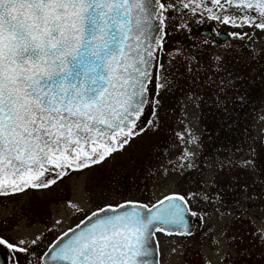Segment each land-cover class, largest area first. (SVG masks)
Listing matches in <instances>:
<instances>
[{"label": "snow or ice", "instance_id": "obj_1", "mask_svg": "<svg viewBox=\"0 0 264 264\" xmlns=\"http://www.w3.org/2000/svg\"><path fill=\"white\" fill-rule=\"evenodd\" d=\"M188 11L239 29L230 33L237 42L251 41L256 30L264 33V0H0V196L50 189L79 176L154 126L161 93L174 86L163 62L168 22L176 19L173 12L183 17ZM246 50L252 59L264 55L254 44ZM167 55L171 66L182 50ZM212 59L213 70L223 71V57ZM200 67L197 62V71ZM188 98L199 100L195 93ZM148 109L153 118L141 126ZM197 142L195 136L188 141ZM234 167L254 164L184 148L175 160L150 170L154 190L146 200H117L122 194L114 191L98 194L103 203L89 194L88 208L66 200L71 218H84L42 252L37 249L62 219L53 218L36 234L0 235V247L8 250L9 264H160L153 259L163 255L157 234L190 237V218L203 222L215 212L220 219L249 220L251 235L264 248V220L257 228L247 215L264 201V188L257 192L255 180L249 185L239 176L227 184L217 180L218 173ZM216 254L221 264L231 260L228 253L217 249ZM204 264L211 261L205 258Z\"/></svg>", "mask_w": 264, "mask_h": 264}, {"label": "rangeland", "instance_id": "obj_2", "mask_svg": "<svg viewBox=\"0 0 264 264\" xmlns=\"http://www.w3.org/2000/svg\"><path fill=\"white\" fill-rule=\"evenodd\" d=\"M180 23L181 20H178L177 25ZM243 31H251V29L245 28ZM263 35L264 33L256 30L252 36L255 48L260 52H264ZM186 43L185 38L176 37L165 48L163 62L166 73H170L169 79L174 81V86L171 91L165 90L161 93L162 103L158 110L156 124L151 128L145 127V131L133 137L122 150L113 153L110 158L100 164L93 165L85 172L80 173L79 176H68L63 181H58L50 189H28L23 194L0 198V235L36 234L44 231L45 224L51 226L53 218L62 219L63 224L56 232L47 235L44 244L37 249L40 251L53 238H56L57 234L62 230L65 231L74 222L65 207L66 200H72L82 207L88 208L90 207L89 194L96 203H103L98 195L102 191H114L122 194L116 197L121 201L123 199L146 200L154 190L150 170H157L169 159L175 160L184 148L202 154V157H216L223 160L231 154L237 161L241 158L250 160L253 162L254 168H225L218 173L217 180L227 184L232 181L234 176H239L241 183L252 185L255 180L257 192L264 188V183H261L264 181V61L262 60L263 63L260 64L256 75V80L259 82L254 91L258 92L253 93L252 91L253 96L244 95L236 99L228 97L220 100L218 97L212 96L222 89L220 79L227 80L231 77L229 65H232L233 57L235 59L233 65L240 64L238 57L234 53H218L211 50L209 62L205 64L206 74L185 71L188 66L182 64L179 67L175 60L169 66L167 53L179 49V46L185 47ZM214 53L221 54L223 63L228 65L218 73L213 70L214 61L212 58L220 55ZM263 57L264 55H261L259 59ZM243 63V74L236 75V78L237 81L242 80L243 90L245 87L249 90L252 88H249L247 81H250L252 76L250 70L244 68L245 60ZM195 64L197 66V62ZM239 73H241V69L235 72V74ZM189 93H195L199 100L196 102L190 100ZM214 102L216 110L213 107ZM234 108L238 110L246 108L247 113L242 116L227 113L233 111ZM152 118L151 109H148L141 126H146L147 121ZM192 136L198 138V146L188 143ZM198 175V172L193 174L194 177ZM206 178L207 176H205ZM172 190L175 189L164 191ZM244 203L245 201L242 200L241 204ZM262 205H264V201L249 208L247 213L255 221L257 228L261 227V221L264 220V211L257 210ZM83 218L77 216L75 219ZM234 222L238 228V238L237 240L233 239L231 245L224 239V233L221 234L220 231L221 228H227L231 221L227 216L220 219L219 213L215 212L211 219H205L203 222L199 220L200 229L193 237L173 239L175 242L173 243L181 246L180 251L193 249L204 252L211 264H213V258L218 261L216 264H221L220 256L216 254L217 249L221 255L228 253L231 257V260L225 264H264V248L260 246L259 240L254 239L251 235V232L254 231L253 224L249 220ZM209 225L213 226L211 232L208 231ZM17 226H19V230L13 231ZM202 233L204 235H201ZM210 237H215L218 241L215 246L211 244ZM233 238H235L234 233ZM236 250L241 251L239 261L234 257ZM194 264H204V261L195 256Z\"/></svg>", "mask_w": 264, "mask_h": 264}, {"label": "flooded vegetation", "instance_id": "obj_3", "mask_svg": "<svg viewBox=\"0 0 264 264\" xmlns=\"http://www.w3.org/2000/svg\"><path fill=\"white\" fill-rule=\"evenodd\" d=\"M162 2L168 3L169 0H162ZM173 2H174V0H173ZM222 2H223V0H222ZM171 15L175 16L176 19L170 20L168 22V29H167L168 34L164 37V40H165L164 49L176 37H180V39L185 38L187 40L185 47H182V48H181V46L178 47L179 49L182 50V55H180L179 57H177L175 59V63L179 64V67H181L182 64H185L188 66V67H186L185 71L188 70V72H200L202 74H206L207 73L206 72L207 67L205 64H207L209 62L208 60L210 59L211 50L218 52V53L219 52L234 53V55L236 57H238L240 64L236 65V66L233 65L234 61H235V59L233 57L232 65H229L230 70H231L230 72L232 73L231 77H229L227 80H225L224 85H222V89H220L217 93H214L212 97H218L220 100L221 99H227L228 97H231V99H236V98H240L244 95L253 96L252 91H253V93L258 92V91H254V88H256V86H258V82H259L256 80V75L258 74L260 64L263 63L262 60L264 61V57L259 59V60L252 59L251 58V52L246 50L248 48H251L253 46V44L255 46V42L253 41V39H251V41L244 40L242 42H237L230 35V33L233 31H239V29H234L230 25L219 24L217 21L209 19L206 14L203 16H201L199 14L194 16L191 14L190 11H188V13L186 15H184L183 17H180L176 12H173ZM185 19H187L186 22L188 21L187 27L183 28V29L179 28L177 25L178 20L184 21ZM217 33H220V35H217ZM193 37H195V38L193 39ZM263 37H264V35L262 36V38ZM255 40H256V38H255ZM206 41H208V43H206ZM228 45H233V47H228ZM188 46H191L193 48L192 52L187 51ZM244 48H245V50H244ZM218 53H214V54L221 56V54H218ZM191 56H195L196 61H194L190 64L187 61L186 57H191ZM244 60H245V67L244 68L246 70L249 69L251 72L250 75L252 76L250 81H247L249 88H252L249 90L246 89L247 87H245V90H243L242 89V87H243L242 80L240 79L239 81H237V78H236V75H242L243 74L242 70H243ZM195 62H198L199 65L201 66L199 71H196L197 66H196ZM226 66H228V65L223 63V69ZM189 68H191V71H189ZM239 69H241V73L235 74V72H238ZM229 79H231V81H232L231 84L228 83ZM245 91H247V92H245ZM214 104H215V102H214ZM213 107L216 110V108H217L216 104ZM227 113L228 114L235 113V114H239V116H242V114L247 113V110H246V108H244V109L240 108V110H238L237 108H234L233 111H228ZM215 115L218 116L217 114H215ZM2 197L3 196H0V198H2ZM63 219H66V218L63 217ZM73 221L74 222L69 227L76 225L77 223H79L80 220L73 219ZM193 222H194L193 235L190 237H181V236L166 237L162 234H157V240L159 242V248L163 252V255L159 256L160 264H190V261H191V264H194V257L195 256L199 257L201 260H203L205 262V258L207 259L208 257L205 256L204 252H201V251H194L193 249L189 250V251H186V250L180 251L181 250L180 248H178L176 252L171 251V249L173 247H175V245H176L173 243L174 242L173 239L191 238L196 233H198V231L200 229L199 228V219L194 218ZM229 226H230V228H229ZM224 229H225V232H224L225 238L224 239L227 240L228 242L231 241V242H229V244L231 245L232 241H233V233H234L235 239L237 240V238H238V236H237V232H238L237 225L235 224L234 221H231V223L228 224L227 228H224ZM57 235H59V234H57ZM45 248L46 247H44L42 250H40L38 252H42ZM0 251L2 252L3 256L6 259V264H9L8 250L3 248V247H0ZM181 253H183V255H181ZM240 256H241V251L236 250V256H234V257L237 258L239 261ZM212 260H213L212 261L213 264H216V262H218L215 260V258H213Z\"/></svg>", "mask_w": 264, "mask_h": 264}, {"label": "water", "instance_id": "obj_4", "mask_svg": "<svg viewBox=\"0 0 264 264\" xmlns=\"http://www.w3.org/2000/svg\"><path fill=\"white\" fill-rule=\"evenodd\" d=\"M190 220L192 221V218H190ZM153 259H158V256L156 254H154ZM0 264H6V261H5L3 255H2L1 251H0Z\"/></svg>", "mask_w": 264, "mask_h": 264}]
</instances>
